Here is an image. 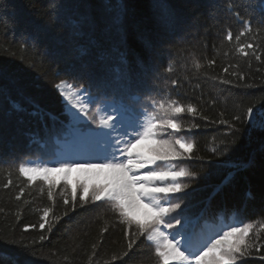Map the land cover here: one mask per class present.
Returning <instances> with one entry per match:
<instances>
[{"label": "trees", "instance_id": "trees-1", "mask_svg": "<svg viewBox=\"0 0 264 264\" xmlns=\"http://www.w3.org/2000/svg\"><path fill=\"white\" fill-rule=\"evenodd\" d=\"M258 3L0 0V264H157L154 246L145 237L123 256L128 251L124 226L107 203L80 207L77 199L76 210L64 216L68 206L63 199L70 198V188L64 193L61 182L49 200L47 184L20 175L21 164L46 162L53 152L99 147L98 140L63 134L62 122L73 117L64 114L56 88L61 81L87 89L84 98H77L81 103L90 94L101 107L120 101L141 110L143 101L152 112L153 106L175 100L185 109L195 108V113L179 114L185 132L176 135L196 145L194 159L180 162L191 165L188 170L196 178L188 181L193 195L179 211L205 216L200 227L212 222L208 231L213 235L225 225L251 223L245 241L252 247L238 264H264V131H249L246 120H233L248 107L257 111L258 120L264 117V13ZM117 18L120 23L114 22ZM122 73L129 78L127 90L113 79ZM96 104L89 107L94 110ZM34 105L45 113L43 119L30 115ZM221 119L238 129L234 136ZM192 124L199 127L187 132ZM224 144L231 150L214 155L213 149ZM250 159L255 163L248 167ZM226 177L230 182L217 192ZM45 208L55 223L50 233L48 224L39 229ZM26 225L35 227L24 231Z\"/></svg>", "mask_w": 264, "mask_h": 264}, {"label": "snow or ice", "instance_id": "snow-or-ice-1", "mask_svg": "<svg viewBox=\"0 0 264 264\" xmlns=\"http://www.w3.org/2000/svg\"><path fill=\"white\" fill-rule=\"evenodd\" d=\"M257 7L264 13V0H259ZM55 8L58 11L60 4H56ZM114 22L120 23V18ZM80 24L81 21H77V32ZM245 27L250 28V24ZM228 38H232L231 33ZM81 53L86 54L83 49ZM103 58L101 55L100 59ZM121 62L126 64L123 54ZM113 79L121 80L126 90L129 88L126 73ZM220 83L227 84L229 81ZM56 88L63 98L64 114L71 113L73 117L72 121L62 122L63 134L83 142L98 140L99 147H89L72 154L53 152L46 162L28 166L21 164L19 173L30 183L40 180L47 184L49 200L53 199V188L61 182L64 193L70 188V198L65 195L63 199V205L68 206L64 216L76 210L77 199L80 207L89 202L107 203L124 226V236L128 240V251L123 253L125 257L133 250L139 237H145L154 246L157 264H238L247 257L252 245L245 243V237L252 228L251 223L225 225L215 235L205 238L192 230L194 219L178 211L182 209V201L193 195L188 191V181L196 178V173L188 170L191 165L186 167L180 163L194 159L196 145L186 135H176L185 132L179 114L185 111L195 113V108L189 105L185 109L175 100L167 106L164 103H160L158 108L153 106L152 112L146 110L148 106L138 111L123 102L101 107L90 94L83 103L77 99L84 98L87 89L67 81H61ZM0 95L3 93L0 92ZM93 104H96L94 110L89 107ZM13 107L22 111L18 104H13ZM30 115L43 119L45 113L34 105ZM47 115L50 119H57L52 113ZM242 119L247 121L249 131H264V117L258 120L257 111L252 107L244 111L243 117L233 116L236 122ZM219 123L230 127L229 135L234 136L238 131L229 121L221 119ZM198 127L192 124L186 131L191 132ZM230 150L231 147L224 144L220 149H213V154ZM254 163V159H250L246 166L251 167ZM227 182H230L228 177L217 186V192L222 191ZM252 195L249 193V196ZM102 207L103 204H100L96 210ZM59 219L56 218L57 221ZM40 220V230L48 224L47 232L50 233L55 227V223L49 221L48 208L44 209ZM29 227L35 226L26 225L24 231H28ZM173 229L175 231H171ZM45 238L42 232L39 239L43 241ZM260 258L264 259V256ZM14 264L19 262L14 261Z\"/></svg>", "mask_w": 264, "mask_h": 264}, {"label": "rangeland", "instance_id": "rangeland-1", "mask_svg": "<svg viewBox=\"0 0 264 264\" xmlns=\"http://www.w3.org/2000/svg\"><path fill=\"white\" fill-rule=\"evenodd\" d=\"M245 243L247 244V241H245Z\"/></svg>", "mask_w": 264, "mask_h": 264}]
</instances>
